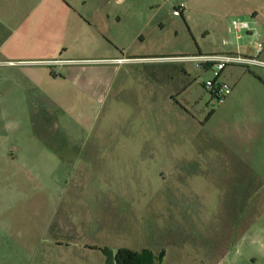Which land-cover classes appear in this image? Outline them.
Masks as SVG:
<instances>
[{
	"label": "rangeland",
	"instance_id": "374dc122",
	"mask_svg": "<svg viewBox=\"0 0 264 264\" xmlns=\"http://www.w3.org/2000/svg\"><path fill=\"white\" fill-rule=\"evenodd\" d=\"M71 83L94 99L40 93ZM227 233L264 264V0H0V264H207Z\"/></svg>",
	"mask_w": 264,
	"mask_h": 264
},
{
	"label": "crops",
	"instance_id": "0c3cea01",
	"mask_svg": "<svg viewBox=\"0 0 264 264\" xmlns=\"http://www.w3.org/2000/svg\"><path fill=\"white\" fill-rule=\"evenodd\" d=\"M99 17H100L99 15L92 14L90 17H86L84 19V24H86L87 27L89 29H91L93 32L99 33L101 28H102V25L104 23L103 19H100ZM113 60L118 62V61H120L122 59H113ZM56 61H58V60H56ZM63 71H64L63 74H65V76H63L61 78L62 81H65V82L67 81L68 74H70V78H72V79H79V74L74 72L73 68L67 66V67H64ZM36 82H38V81H36ZM71 85H73V87L75 86L74 87V91L71 94L70 93H66V92L63 93V92L52 91V90L42 91V89L40 90V93H41V95H43L44 99H47V101H50L52 104H54L55 107H57V109L58 108L59 109L62 108L61 106H59V102L60 103L65 102V100H63L62 98L67 99L68 96L76 98L81 105H82V103L84 101V98H87L89 100L94 99V97L91 94L85 93L80 86L77 87V85H75L74 83H71ZM38 86L40 87L41 85H38ZM41 109H43L42 112L45 111V107H42ZM50 111H52V109H50L49 106H48L45 112L48 113ZM42 128L46 129L45 126H44V122L42 124ZM234 227H236L235 230H237L239 228V224L238 223L235 224ZM228 239L230 240L231 244L238 243V241H239L238 240V235H230V234L227 233L224 236L220 235V237L218 238V241H219V245L218 246H216V247L214 246L215 247L214 249L207 248V249H205L203 251V256L204 257L207 256V257H212L213 258V260L212 261L209 260V262L207 264H229V259H228L229 251L226 250L227 247H228L227 246V240ZM222 242H223V244H222ZM224 243L226 245H224ZM127 249H131V248H127ZM131 250H133V249H131ZM134 251H136V250H134ZM136 252H138V251H136Z\"/></svg>",
	"mask_w": 264,
	"mask_h": 264
},
{
	"label": "built area",
	"instance_id": "2783aa9c",
	"mask_svg": "<svg viewBox=\"0 0 264 264\" xmlns=\"http://www.w3.org/2000/svg\"><path fill=\"white\" fill-rule=\"evenodd\" d=\"M185 7L180 6L178 8H175L173 10V15L174 16H182L184 14ZM248 29L247 23L246 22H237L233 21L232 22V30L235 31V33H239L241 30H246ZM229 32H233L230 29L228 30ZM237 38L240 36L237 35ZM196 61L201 62L200 64L196 63V66H201L203 65L206 68H210V66H215L217 70H222L224 68V64L228 62H234V61H248V59L245 58H240V57H230L227 55H209V56H199L195 58ZM218 75H216V79L213 82H207L205 84V88L209 89L212 93V97L216 102H220L222 99H224L229 93H230V88L225 85L224 83H221L218 81Z\"/></svg>",
	"mask_w": 264,
	"mask_h": 264
},
{
	"label": "trees",
	"instance_id": "16d2710c",
	"mask_svg": "<svg viewBox=\"0 0 264 264\" xmlns=\"http://www.w3.org/2000/svg\"><path fill=\"white\" fill-rule=\"evenodd\" d=\"M106 256L105 264H154L156 257L148 250L136 252L127 248H120L109 255L106 249H97Z\"/></svg>",
	"mask_w": 264,
	"mask_h": 264
}]
</instances>
